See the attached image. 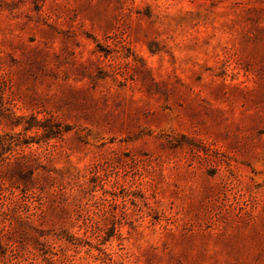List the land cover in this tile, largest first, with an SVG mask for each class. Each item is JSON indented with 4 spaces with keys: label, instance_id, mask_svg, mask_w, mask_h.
Masks as SVG:
<instances>
[{
    "label": "rangeland",
    "instance_id": "obj_1",
    "mask_svg": "<svg viewBox=\"0 0 264 264\" xmlns=\"http://www.w3.org/2000/svg\"><path fill=\"white\" fill-rule=\"evenodd\" d=\"M0 264H264V0H0Z\"/></svg>",
    "mask_w": 264,
    "mask_h": 264
}]
</instances>
